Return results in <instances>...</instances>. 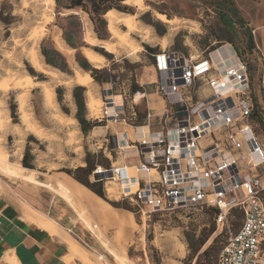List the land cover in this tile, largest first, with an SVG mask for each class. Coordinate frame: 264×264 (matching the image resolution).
<instances>
[{"label": "rangeland", "instance_id": "rangeland-1", "mask_svg": "<svg viewBox=\"0 0 264 264\" xmlns=\"http://www.w3.org/2000/svg\"><path fill=\"white\" fill-rule=\"evenodd\" d=\"M49 1L48 5L44 4L45 0L0 2V115L4 118L0 149L11 163L7 165L10 170L16 165L23 167L8 175L0 171V187L10 190L24 214L29 205L41 217L51 218V227L55 228L52 232L25 214L33 224L50 233L56 232L53 234L65 240L72 264H215L220 248L240 226V211H231L227 216L228 227L222 228L214 220L215 212L211 208H177L143 214L119 197L118 182L107 185L108 195L100 182L104 193L101 198L67 171L84 178V173L76 168L85 167L86 161L91 164L98 161L108 167V151L115 165L135 164L134 157H122L116 150V137L120 139L118 135L124 131L132 137L133 128L123 122L98 120L105 96H111L116 104L123 101L126 114L128 102L133 100L139 124H144L148 112L154 114L153 120H158L164 102L155 92L157 73L153 55L163 49L195 56L230 39L241 56L246 57L243 50L247 32L264 23V0H139L142 7L122 1L120 5L125 10L113 9L131 17L137 31H128L114 21L112 26L121 34V40L110 33L105 12L93 11V2L99 4L100 0H82L86 9L67 8L71 0ZM107 3L103 0L99 5L103 7ZM158 13L171 22L160 21ZM228 24L233 29L229 30ZM88 37L107 41L113 51L89 45ZM56 41L68 52L58 50ZM144 45L154 48V53L150 55ZM43 48L49 62L42 54ZM135 48L137 51L131 54ZM83 49L97 51L104 57L103 62L93 66L84 57ZM30 50L37 52L46 68L55 71V77L30 65ZM92 68L99 70L98 80L91 77L86 86L78 84L75 71L90 75ZM27 75L33 83H38L26 89L13 87ZM40 83L52 92L53 109L44 107ZM5 84L10 87L5 89ZM142 93L145 95L135 99ZM22 95L25 109L42 128L39 136L20 123L18 99ZM80 95L84 106L79 111L76 97ZM97 99L100 106L91 110L90 102ZM77 113L96 125L83 133L75 118ZM252 128L264 146V120L255 119ZM25 154L31 168L21 163ZM129 174L136 176L135 167H129ZM88 180L93 182L92 177ZM61 193L72 197L75 209ZM110 202L125 203L131 210L114 207ZM206 249L208 253L204 255Z\"/></svg>", "mask_w": 264, "mask_h": 264}, {"label": "built area", "instance_id": "built-area-1", "mask_svg": "<svg viewBox=\"0 0 264 264\" xmlns=\"http://www.w3.org/2000/svg\"><path fill=\"white\" fill-rule=\"evenodd\" d=\"M224 45L231 52L218 55ZM224 45L195 56L163 49L153 55L155 92L164 102L156 121L148 112L139 124L133 100L126 114L123 101L105 96L98 120L133 128L132 137L123 132V145L116 137V150L136 163L115 165L108 151L110 165H96L90 177L103 183L106 195L107 185L118 182L119 197L143 214L211 208L222 228L238 210L240 226L215 264H264V146L252 128L264 111V101L256 99L257 92L264 94V78L257 91L249 62Z\"/></svg>", "mask_w": 264, "mask_h": 264}, {"label": "crops", "instance_id": "crops-1", "mask_svg": "<svg viewBox=\"0 0 264 264\" xmlns=\"http://www.w3.org/2000/svg\"><path fill=\"white\" fill-rule=\"evenodd\" d=\"M250 33L254 49L249 57H257L251 76L258 91V79L264 78V23ZM256 99L264 101V94L257 92ZM257 118L264 120V111ZM71 256L61 236L30 222L10 190L0 187V264H72Z\"/></svg>", "mask_w": 264, "mask_h": 264}, {"label": "bare ground", "instance_id": "bare-ground-1", "mask_svg": "<svg viewBox=\"0 0 264 264\" xmlns=\"http://www.w3.org/2000/svg\"><path fill=\"white\" fill-rule=\"evenodd\" d=\"M123 2L128 4V5L135 4L138 7H142V3L139 0H124ZM50 3H51V1H49V0H45V2H44L45 5H48ZM104 17L108 21V29H109L110 33L114 37L119 38L120 40L122 39L121 34L112 26V23L114 21L119 22L120 24L124 25L128 29V31H131V32L137 31V27L134 24V22L132 21L131 17H129L128 15H122V14L118 13L117 11H115L114 9H109L108 11H106V13L104 14ZM157 18L160 21L165 22V23L171 22V20H169L162 13H158ZM144 33H145V31H144ZM146 35H147V33H146ZM86 42L91 46H100V47L104 48L107 52L111 53L113 51V47L107 41H98L95 38L88 37ZM56 46H57L58 50H60L62 52H68L65 49L64 45L60 41H56ZM136 51H137L136 48L132 49L131 54L135 53ZM217 52H218L217 53L218 55H223L225 53L231 52V50H230V48H227L226 46H224V47L222 46L221 49H219ZM83 55L87 59V61L95 67H97L98 64H100L104 60V57L101 54H99L97 51L92 50V49H83ZM28 56H29L28 62L36 71L44 73V74L52 76V77L56 76L55 71H53L49 68H46L40 62V60L38 58V54L35 50H30ZM75 77H76L78 84H80L82 86H86L92 80L90 75L81 74L77 70L75 71ZM37 83L38 82L33 83L32 78L29 75H27L23 82L16 81L13 84V87L17 88V89H26L27 87H31V86H33V84H37ZM40 86L42 87V90L44 93V102H43L44 107L46 106L49 109H53L55 107V104L53 101L52 92L47 88V86L44 83H40ZM8 87H10V85H7V84L4 85L5 89H8ZM141 95L142 94H137L135 96V99H139L138 97H140ZM117 97H118L117 95L114 96V98H117ZM109 98L113 100V98L111 96ZM113 103H115L114 100H113ZM99 106H100V100L99 99H97L95 101V103L90 102V104H89V107L91 108V110H97V108ZM18 109L20 111V123H21V125L24 126V128H26L27 130H29L31 132V134H33L34 136H39L41 134L42 128L39 127L34 122V120L31 117V114L25 109V98L23 95L19 96ZM108 109L109 110L113 109L112 104H110V106H108ZM3 125H4V118L0 115V129L3 127ZM144 130H146V128H144ZM118 136L120 138V139H118L120 145H123L122 140H125L124 134H119ZM8 164H11V163L7 159V156L5 154H3V152L0 149V171L2 173L8 175L12 171H14V172L18 171L19 172L21 170L20 168H23L20 165H16L13 169L11 168V170H10L7 167ZM127 170H128V175L131 176L129 174V167L127 168ZM108 190L111 191L112 188L110 187V188H108ZM61 197L65 199L67 204L72 209L73 208L75 209V207L72 203V201H73L72 197L68 193L67 194L61 193ZM25 214L28 217V219L36 221L38 224L44 226L45 228H48L51 232L55 230V228L51 227V218L48 216L41 217L39 214H37L36 210L34 208H32L31 206L28 205L27 207H25ZM77 214H80V213L77 212ZM83 221H85V220H83ZM53 233H56V232H53Z\"/></svg>", "mask_w": 264, "mask_h": 264}, {"label": "trees", "instance_id": "trees-1", "mask_svg": "<svg viewBox=\"0 0 264 264\" xmlns=\"http://www.w3.org/2000/svg\"><path fill=\"white\" fill-rule=\"evenodd\" d=\"M106 1L108 3H107V5H103V7H101L99 5L100 3H103V0H100L99 4H95L96 2H93V11L95 13L99 14V12H101V11L106 13V10L108 11L109 9H113V8H115L117 10H125L126 9L125 7L120 5V2H122L124 0H106ZM76 6H82V0H71V4L69 6H67V8H74ZM82 7L84 9H86L84 6H82ZM228 27H229V30L233 29V27L230 24H228ZM227 42L228 43L231 42V44L234 45V48H235V50H237L238 55L243 60H247L249 62L250 69L252 70V68H254V66H253V60L254 59L253 58L251 59L249 56L253 52L254 41H253L252 35L250 33V30L247 32L246 46L244 47V50H243V52L246 53V57L241 56L242 53L239 51V49H237V47L235 46L233 41H231L229 39V40H227ZM144 46L150 55L154 53V48H152L148 45H144ZM42 54L45 56L47 62H49L48 54L44 50V48L42 49ZM153 60H154V58H153ZM98 72H99V70L92 68L91 72H90L91 77L94 78L95 80H98V77H97ZM76 104H77L79 111H80L84 106L83 98L81 95L79 97H76ZM75 118L79 122L80 128H81L83 133H87L92 127H94L96 125L95 123L89 124V122L81 115V113H77ZM21 163L24 167H27V168L32 167L26 161V154L23 156ZM86 164L87 165L85 167L76 168L77 172L84 173V178L76 175L74 172L67 171V173L70 176H72L76 181H78L80 184H82L83 186H85L89 190H91L93 193H95L97 196L104 198V193H103L100 181L89 182L88 178H90V175H91L92 171L95 169L96 165H100V166H105V165L102 164L101 162H98V161L95 163H92V164L89 161H86ZM110 204L113 205L114 207H121V208H124L127 210H131V208L125 203L110 202ZM212 211L217 212V210H215V209H212ZM241 216H242V214H241ZM207 253H208V249L203 251L204 255Z\"/></svg>", "mask_w": 264, "mask_h": 264}]
</instances>
